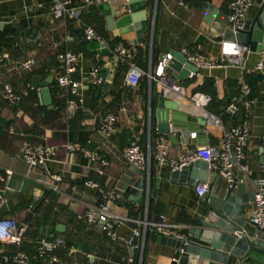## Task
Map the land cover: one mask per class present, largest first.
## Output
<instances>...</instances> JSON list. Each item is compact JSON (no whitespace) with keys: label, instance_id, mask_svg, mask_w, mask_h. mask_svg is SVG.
<instances>
[{"label":"crops","instance_id":"0c3cea01","mask_svg":"<svg viewBox=\"0 0 264 264\" xmlns=\"http://www.w3.org/2000/svg\"><path fill=\"white\" fill-rule=\"evenodd\" d=\"M231 1L147 0L148 19L143 22L142 36H137L134 45L108 30L106 17L99 11L96 0L87 5L84 0H72L71 7H83L81 24L67 17L56 18L53 0H0V171L13 172L0 220L13 219L28 226L22 249L31 256V264H48L37 253L38 242L42 238L57 237L65 240V247L56 251L58 264H108L130 258L135 260L134 264H171L183 255L176 253L177 238L159 232L157 224L173 225L176 234L186 236L202 199L196 194V184L189 183L191 172L173 177L168 165L153 167L150 180L145 177L146 189L138 201L128 192L139 175L138 169L127 162L126 149L134 141L148 149L150 137L155 142L161 135L153 116L161 93L156 84L151 86L148 78L142 79L137 88L128 87L125 83L127 67L112 54V44L124 41L136 47L139 59L149 64L152 61L154 66L163 55L184 49L218 61L224 39L214 25L206 22L204 4L229 15ZM252 2L246 19L256 16V4L262 0ZM85 25L93 26L108 44L86 42ZM67 50L85 57L75 75L85 102L74 114L68 112L70 97L66 90L56 85V76L62 67L60 55ZM263 60L264 52L259 53L257 44L252 43L244 65L203 71L204 84L209 80L205 91L202 90L204 84L174 77L184 88V95L173 94L170 99L179 102L181 112L194 117L205 116L190 98L196 92L210 95L212 91L214 98L206 110L220 118L221 123L207 126L205 145L198 132L192 133L195 137L188 143L182 142L178 135L177 145L171 143L170 159L178 160L181 154L202 147H219L224 132L234 125L246 124L252 135L247 148L249 170L246 174L236 170L235 177L239 184H245L246 194L255 193L264 167V68L256 70ZM26 62H32L31 70L23 67ZM94 69L103 79L102 84L91 82L90 72ZM33 76H41L42 81L54 76L50 90L56 114L51 124L46 122L47 108L41 103L40 89L32 86ZM248 77L253 79L251 82L256 77L259 80L250 85ZM6 84L23 96L20 104L13 106L3 99ZM244 84L250 87L251 104L244 111L247 117L240 114L231 118L225 112L226 106L234 96L241 94ZM110 111L118 113L117 132L107 139L98 134L97 128L102 116ZM25 140L57 147L55 160L46 168H29L20 157V146ZM68 143L98 154L108 161V167L100 161H91L82 151L69 152ZM52 174L61 177L54 190L45 183ZM88 179L97 180L105 190L122 196L111 204L113 214L122 219L117 232L129 238L134 229L140 228L144 233L140 239L142 250L133 251L125 242L113 241L100 226L86 225L87 210L104 201L97 190L84 185ZM204 182L209 184L212 195L221 196L227 189L226 182L214 172L208 171V180ZM5 187L6 184L0 182V188ZM252 210L253 202L242 213L245 231L253 236L264 234L250 224ZM15 249L0 243V257ZM236 262V258L228 257L225 264ZM0 264L4 263L0 260ZM241 264L255 263L243 259Z\"/></svg>","mask_w":264,"mask_h":264},{"label":"built area","instance_id":"2783aa9c","mask_svg":"<svg viewBox=\"0 0 264 264\" xmlns=\"http://www.w3.org/2000/svg\"><path fill=\"white\" fill-rule=\"evenodd\" d=\"M93 1V0H92ZM91 0H84V3L90 4ZM101 0H96L99 4ZM113 0H104V2L111 3ZM53 13L56 18L67 17L81 24V15L83 7H71L72 0H53ZM253 6L252 0H232L229 4V21L230 26L237 34L244 28V23L247 17L248 10ZM83 37L86 42H98L100 45H107L105 38L90 25H85L83 28ZM249 53V48L238 43L237 41L223 40L221 42V52L218 61H211L199 52H191L188 49L181 51V54L186 58L187 63L195 67L194 71H190L188 79L204 84V70H214L216 68L226 67L228 65H244L246 56ZM112 54L123 65L127 67L125 76V83L128 87L137 88L141 80L148 78L151 86L156 84L160 88V93L165 98L170 99L173 94L184 95V88L171 74L170 63L173 59L171 53L165 54L161 57L158 64L154 66L151 61L149 69L145 70L137 64L139 55L138 49L134 46L128 45L124 41H116L112 44ZM82 53H76L70 50L65 51L60 55L62 63L61 70L56 76V85L58 88L66 90L70 97L67 101V109L70 114L82 106L85 98L82 92L80 82L75 78L79 71L82 62L84 61ZM32 62L23 64L25 69H32ZM264 68V60L259 62L256 70ZM91 82L94 85L102 84L103 79L99 76L98 70L94 69L90 72ZM2 97L9 104L16 106L23 100V96L17 94L11 85L6 84L2 93ZM212 96L196 92L190 101L198 109L204 111L206 117H210L212 121L220 124L221 120L209 114L206 110L207 106L212 102ZM250 87L244 84L241 94L234 96L228 105L225 112L231 118H236L240 114H244L245 110L249 108ZM118 113L110 111L104 114L101 118L97 132L104 138L111 139L117 132ZM195 137V134H192ZM251 131L249 127L244 125H234L228 131L224 132L221 145L219 147H202L192 152L183 153L178 160H172L169 157L171 150V141L168 135H160L158 139L153 142L150 137L148 142V149H144L140 143L134 141L126 149L125 157L127 162L134 166L139 171L143 172V177L151 178L153 167H162L168 165L172 172L181 171L184 168L191 167L195 162L202 161L207 165V171L219 174L226 182L229 188H235L239 184L235 177L236 170L242 171L246 174L249 170L247 164V148L251 140ZM66 148L69 152L82 151L84 155L91 161H100L104 167H108L109 163L103 160L98 154L85 152L79 145L68 143ZM57 154V147L47 145L45 143H34L29 140L22 142L20 146V157L23 162L31 169L46 168L47 164L54 161ZM99 174L102 171H98ZM13 172L7 170L0 171V182L6 184L5 188H0V213L7 204L6 191L9 189L8 183L12 179ZM61 177L57 174H52L46 185L50 189H56V182ZM86 187L97 190L103 202L91 206L85 213V223L88 227L100 226L103 233H105L113 241H123L129 245L132 250H142L143 244L140 239L144 237V233L140 228L133 230L129 238L119 236L117 227L120 225L122 219L115 216L112 212L111 204L122 199V196L114 191H107L103 188L101 183L94 179H88L84 182ZM195 191L200 199L205 198L210 191L209 184L198 181L195 185ZM255 198L253 201V210L250 218V224L254 226L258 232L264 233V167L263 176L258 180L255 190ZM147 226V223H145ZM28 226L23 223H18L13 219L0 220V243L14 246L16 249L13 252L2 254L0 260L4 264H31V256L22 249L26 238ZM157 230L166 236H175L177 239H186V236L176 234L173 225L157 224ZM65 247V240L57 238H42L38 242L37 253L40 257L47 260L48 264H58L59 258L56 256V251ZM135 260L130 258L123 262H109L108 264H134Z\"/></svg>","mask_w":264,"mask_h":264},{"label":"water","instance_id":"95a60500","mask_svg":"<svg viewBox=\"0 0 264 264\" xmlns=\"http://www.w3.org/2000/svg\"><path fill=\"white\" fill-rule=\"evenodd\" d=\"M92 1V0H91ZM258 12L254 18L245 20L244 28L237 34L230 26L229 16L219 12L214 6L205 3V20L222 34L224 40L237 41L250 49L252 43L257 44L259 53L264 52V0L257 3ZM99 11L106 17L110 32L121 36L124 40L136 44L135 39L142 36V24L148 19L147 0H113L111 3L101 0ZM173 59L170 68L173 76L188 79L190 71L195 67L187 63L181 52H172ZM54 76L42 81L41 76H33V88L40 89V100L47 108V124H51L56 114L51 94ZM152 105V102H151ZM179 102L159 96L153 116L157 122V131L168 135L172 145H177L178 135L182 142L188 143L192 133L198 132L203 144H207L206 128L212 122L208 117H194L181 112ZM191 172L189 183L208 180L207 165L200 161L190 168L173 172V177ZM139 179L128 192L134 194L138 201L145 192L146 184L143 172L137 170ZM216 174V173H215ZM237 191L235 192V189ZM246 186L241 183L235 188H229L221 196L208 194L201 200L199 211L191 221L193 226L188 230L186 239H176V253L183 255L171 264H225L228 257L236 258V264L247 259L255 264H264V234L249 235L242 222V213L247 205L254 201L255 194H246ZM58 230L60 228L58 227Z\"/></svg>","mask_w":264,"mask_h":264},{"label":"trees","instance_id":"16d2710c","mask_svg":"<svg viewBox=\"0 0 264 264\" xmlns=\"http://www.w3.org/2000/svg\"><path fill=\"white\" fill-rule=\"evenodd\" d=\"M155 52V49L153 50V53ZM141 54V53H140ZM140 57L138 56V58H137V64L140 66V67H142L143 69H145V70H147L148 69V62L147 61H142V60H140L139 59ZM153 60L155 61V54H153ZM249 79H248V82H249V84L250 85H254V83L257 81V80H259V77H256V78H254V81L253 82H251L253 79H251L250 77H248ZM209 86V80L204 84V87L202 88V90H204L205 91V87L206 86ZM51 91H52V89H51ZM209 92V91H208ZM210 93V95L212 96V99L214 98V92H212V91H210L209 92ZM213 101V100H212ZM153 170V169H152Z\"/></svg>","mask_w":264,"mask_h":264}]
</instances>
